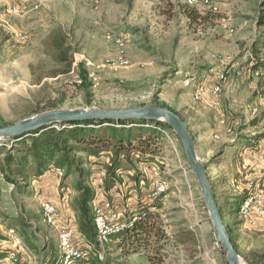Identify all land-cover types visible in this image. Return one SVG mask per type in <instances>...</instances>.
Returning <instances> with one entry per match:
<instances>
[{"label":"rangeland","instance_id":"1","mask_svg":"<svg viewBox=\"0 0 264 264\" xmlns=\"http://www.w3.org/2000/svg\"><path fill=\"white\" fill-rule=\"evenodd\" d=\"M13 3L38 8L7 12ZM260 59L264 0H0V126L52 109L151 105L180 117L187 108L211 115L208 129L188 125L196 155L241 263L264 264V74L251 69ZM150 125L126 126L137 134L145 128L147 137ZM163 129L151 135L153 154L136 147L127 156L75 153L89 172L82 178L95 193L91 205L106 198L125 218L157 213L146 246L110 239L100 244L101 257L114 264H227L180 139ZM12 142L0 141V164ZM32 169L21 163L0 170V237L9 229L22 236L28 252L21 264H61L57 229L44 223L41 206L52 201L73 210L78 176ZM158 179L165 187L153 197ZM254 192L262 208L243 218L239 206ZM84 249L88 257L91 246Z\"/></svg>","mask_w":264,"mask_h":264},{"label":"trees","instance_id":"2","mask_svg":"<svg viewBox=\"0 0 264 264\" xmlns=\"http://www.w3.org/2000/svg\"><path fill=\"white\" fill-rule=\"evenodd\" d=\"M251 69L264 74V60H258ZM105 122L108 124H104ZM130 123H152L162 128L172 129L166 122L158 120H87L64 125L57 123V127L49 126L13 140L0 164L2 172L5 171L6 166L22 163L32 166L33 174L37 176L50 166L63 170L65 175L72 171L77 173L78 177L74 184L77 195L72 201V209L76 217L77 230L91 249L88 257L68 264H114L113 259L101 257L100 243L97 241V232L92 222L91 204L95 199V193L82 178L83 175L85 177L89 175V172L81 166L80 159L75 156V153L84 151L91 154L107 149L112 150L115 155L122 153L127 156L135 147L143 153L147 151L155 153V149L150 148L151 135L160 136V132L153 129L151 135L143 137L141 134L146 129L138 127V134L134 133L126 126ZM13 150L16 152L13 153ZM141 212L132 228L110 237L113 242L117 241L116 246H124L128 241L138 242L136 248L139 245L148 244L151 231L156 226L157 213L149 210ZM54 263L57 262L54 261Z\"/></svg>","mask_w":264,"mask_h":264},{"label":"built area","instance_id":"3","mask_svg":"<svg viewBox=\"0 0 264 264\" xmlns=\"http://www.w3.org/2000/svg\"><path fill=\"white\" fill-rule=\"evenodd\" d=\"M97 1V0H95ZM190 5L199 3L208 5L211 0H187ZM38 8V4H25L13 3L8 5L6 11L9 13L19 14L25 13L29 10ZM234 32L233 28H228L227 33L231 35ZM120 63H125L121 60ZM258 74L259 71H254ZM88 78L94 84L98 82V76L94 71L88 74ZM224 80V75L218 76V81ZM220 90L219 84L212 87L214 94ZM159 132L164 129L160 126L150 125ZM53 127H57L55 124ZM153 191L151 195L157 196L164 190L165 182L158 179L152 183ZM262 198L260 194H248L239 206V214L243 218H251L253 213L258 212L262 208ZM42 219L45 224L54 226L56 222L62 217V212L58 206L52 201H44L41 206ZM139 213H132L129 217L125 218L122 211H117L115 205L106 199H96L92 205V222L97 232V241L102 244L104 241L110 240V237L120 231L130 229L133 224L139 219ZM78 232L77 228L73 225L65 224L57 230L58 252L61 264H68L74 261L82 260L86 257L85 239H83ZM28 252L27 246L22 238L16 231L9 229L3 238L0 237V264H21L22 255Z\"/></svg>","mask_w":264,"mask_h":264},{"label":"water","instance_id":"4","mask_svg":"<svg viewBox=\"0 0 264 264\" xmlns=\"http://www.w3.org/2000/svg\"><path fill=\"white\" fill-rule=\"evenodd\" d=\"M121 121V120H158L166 122L180 139L184 157L193 171L203 200L215 229L217 241L226 255L227 264H240V259L228 235L222 215L214 199L208 180L206 165L199 161L194 146V139L183 119L173 110L161 106H144L139 108H89V109H52L38 113L18 122L0 126V141L9 139L11 142L22 136L55 124H67L76 121Z\"/></svg>","mask_w":264,"mask_h":264},{"label":"crops","instance_id":"5","mask_svg":"<svg viewBox=\"0 0 264 264\" xmlns=\"http://www.w3.org/2000/svg\"><path fill=\"white\" fill-rule=\"evenodd\" d=\"M30 11V10H29ZM28 12V11H27ZM184 116H181L183 121L185 122L187 128L189 127V123L191 125V127L194 128V126H196V128H203V129H208L211 122L213 121L212 116L210 115H200L202 113V111H193L190 108H187L186 110H184ZM190 129V128H189ZM194 139V137H193ZM207 156L209 155V152H206ZM56 205L61 209L62 211V217L56 222V224L54 225L56 227V229L58 230L61 226H64L67 222H70L69 224L73 225L75 228H77V224H76V217L74 214V211L71 210V208H69L67 205L64 204H60V203H56ZM141 212V211H139ZM138 213V212H136Z\"/></svg>","mask_w":264,"mask_h":264},{"label":"bare ground","instance_id":"6","mask_svg":"<svg viewBox=\"0 0 264 264\" xmlns=\"http://www.w3.org/2000/svg\"><path fill=\"white\" fill-rule=\"evenodd\" d=\"M240 264H242L241 261H240Z\"/></svg>","mask_w":264,"mask_h":264}]
</instances>
